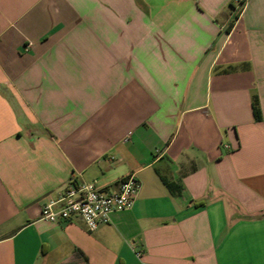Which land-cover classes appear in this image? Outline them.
<instances>
[{
	"label": "crops",
	"instance_id": "1",
	"mask_svg": "<svg viewBox=\"0 0 264 264\" xmlns=\"http://www.w3.org/2000/svg\"><path fill=\"white\" fill-rule=\"evenodd\" d=\"M240 1L0 0V264H264V0ZM130 174L97 230L40 219Z\"/></svg>",
	"mask_w": 264,
	"mask_h": 264
},
{
	"label": "built area",
	"instance_id": "2",
	"mask_svg": "<svg viewBox=\"0 0 264 264\" xmlns=\"http://www.w3.org/2000/svg\"><path fill=\"white\" fill-rule=\"evenodd\" d=\"M232 4L236 11L242 7L240 0H233ZM139 188L140 182L135 174L122 178L115 188L108 190L97 188L93 182L71 178L58 198L43 204L40 219L58 223L76 218L83 222L87 231L93 232L108 224L112 214L130 210ZM135 255L140 257L141 252L135 251Z\"/></svg>",
	"mask_w": 264,
	"mask_h": 264
},
{
	"label": "trees",
	"instance_id": "3",
	"mask_svg": "<svg viewBox=\"0 0 264 264\" xmlns=\"http://www.w3.org/2000/svg\"><path fill=\"white\" fill-rule=\"evenodd\" d=\"M233 8H234V5H233ZM253 105H254V104H253ZM254 113H255L256 118H259V117H258V111H257V108H256V107H254Z\"/></svg>",
	"mask_w": 264,
	"mask_h": 264
}]
</instances>
